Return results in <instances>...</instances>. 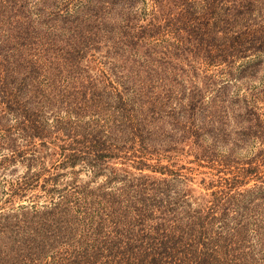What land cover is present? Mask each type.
Wrapping results in <instances>:
<instances>
[{
    "label": "trees",
    "instance_id": "16d2710c",
    "mask_svg": "<svg viewBox=\"0 0 264 264\" xmlns=\"http://www.w3.org/2000/svg\"><path fill=\"white\" fill-rule=\"evenodd\" d=\"M0 264H264V0H0Z\"/></svg>",
    "mask_w": 264,
    "mask_h": 264
},
{
    "label": "rangeland",
    "instance_id": "374dc122",
    "mask_svg": "<svg viewBox=\"0 0 264 264\" xmlns=\"http://www.w3.org/2000/svg\"><path fill=\"white\" fill-rule=\"evenodd\" d=\"M20 143H21V145L23 144L22 142H20ZM41 149H42V147H41ZM56 151H57V148H56ZM47 154H48V157L44 161L46 163V166H47L46 168H49L50 171H54V168L55 167L52 166V165H56L57 164L56 163L57 162V159L55 158V156H51L50 155V154H52V149H50V150L47 149ZM187 160H190V159H187ZM185 163H186V161H184V160H182V161L179 162V164H185ZM111 166H113L114 168H115V166L117 168H123L122 165L115 164V160L112 161V162H109L107 168H109ZM186 166L187 167H191V168L194 169V172H192L193 174L191 176L194 179L193 185H192L193 191L195 190V193H199V192L204 193L203 186L200 185V182L202 180H205L206 183H207V182H209V180L212 179V177L208 174V170L203 169V168H196L193 164L192 165L191 164H186ZM12 169L15 172H13L12 175L6 173V178L5 179L9 180L10 177H12V176L15 178V177H18V176L22 175L23 173H25L24 166L21 165V164H16L14 167H12ZM35 170H36L35 173H37L38 170H39V165H38V167H35ZM131 172H135V171L134 170L133 171L131 170ZM60 173H63V174L65 173L63 175V178H62V184L63 183L70 182V181L74 180V178H76V180L79 183H87V182H90V185L95 186V187L98 184H101L104 181V176L106 175V173H104L102 177L93 180L92 179L93 174H92V171L89 170V167H86L84 169L83 166H81V165L78 166V167H76L74 170L67 169V170H64V171H60ZM144 174H150V173H148L147 171H145ZM44 176H46V173H44L40 177V180H43L44 179ZM41 183H42V181H41ZM37 188H38V190L35 191L34 193L37 194V192H39L38 194H41V197H39L38 199H36L34 201L37 204V206H40V205L44 204V202L46 203V200H48L47 199L48 196L46 197V195L43 194V187H37ZM5 198H7V196L3 198V201L5 200ZM11 203H13L12 205H14V206H18L20 204H28V202L26 201V199L23 200V201L14 200V202H11ZM11 203H7L6 204V207L7 208L12 207Z\"/></svg>",
    "mask_w": 264,
    "mask_h": 264
}]
</instances>
